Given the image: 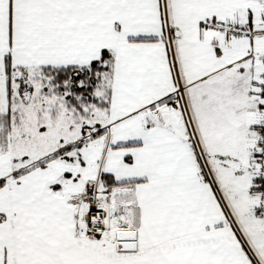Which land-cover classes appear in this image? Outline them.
<instances>
[{"label":"snow or ice","instance_id":"1","mask_svg":"<svg viewBox=\"0 0 264 264\" xmlns=\"http://www.w3.org/2000/svg\"><path fill=\"white\" fill-rule=\"evenodd\" d=\"M0 264H264V0H0Z\"/></svg>","mask_w":264,"mask_h":264}]
</instances>
